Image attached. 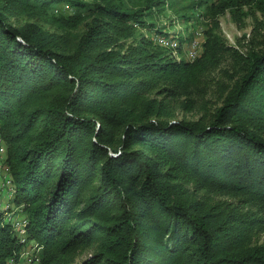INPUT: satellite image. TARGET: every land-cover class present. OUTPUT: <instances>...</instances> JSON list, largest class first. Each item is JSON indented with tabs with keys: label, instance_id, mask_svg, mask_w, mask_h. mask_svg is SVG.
Segmentation results:
<instances>
[{
	"label": "trees",
	"instance_id": "obj_1",
	"mask_svg": "<svg viewBox=\"0 0 264 264\" xmlns=\"http://www.w3.org/2000/svg\"><path fill=\"white\" fill-rule=\"evenodd\" d=\"M184 1L0 0V135L41 264H264V38L215 41L207 73L231 56L226 82L183 79L190 64L129 38ZM190 5L215 27L264 16V0ZM3 215L7 264L23 245Z\"/></svg>",
	"mask_w": 264,
	"mask_h": 264
},
{
	"label": "rangeland",
	"instance_id": "obj_2",
	"mask_svg": "<svg viewBox=\"0 0 264 264\" xmlns=\"http://www.w3.org/2000/svg\"><path fill=\"white\" fill-rule=\"evenodd\" d=\"M137 3L143 0H135ZM195 0H185L183 5L169 9L167 5L165 9L159 10L154 14L153 17L146 18L147 23L152 24L151 28L147 27H136L133 33V36L129 38V41L144 39L152 41V36L155 33H169L174 35L181 45V51L178 56H180L183 63L190 64V67L184 69L183 72L185 77L183 79H192L194 75H199L198 77L208 78L211 72L209 71V65L213 64L211 59V54L215 46L216 40H219L225 47H232L236 49L239 53L245 52V48L249 45L250 39L258 40L264 38V16L256 14L257 23L251 16L244 18V26L238 28L236 23L232 20L230 13L227 11L225 14L219 17L218 26L215 27L209 20L205 19L204 16L201 17L199 14L204 13V7H193L190 4ZM128 6H133L132 3L128 2ZM69 8L65 7V10ZM26 22H38L36 19H30L24 17L21 19V23ZM50 30L59 31L58 28L44 25ZM75 28L70 29L71 32H75ZM190 39H196L198 42V53L196 58L193 60L186 59L185 49L187 48L188 41ZM153 46L158 47L157 45ZM160 48V47H158ZM161 49V48H160ZM162 53L167 54L168 52L162 49ZM224 59L221 60L219 67L216 69V72L211 73V76H214V79H224L226 82L229 78V75L234 74L232 67V58L231 56H224ZM183 75V76H184ZM207 109L209 114L213 112L220 105V97L218 91L215 90V87L211 88V92L206 95ZM176 118H186V119H198L203 114V109L201 106H197L192 111H185L181 108L175 110ZM0 144L4 146V164H6L7 159V149L5 141L0 135ZM11 190H14V185H11ZM13 199V198H12ZM260 242H264V234L260 236ZM88 255V252H85L77 262L79 263Z\"/></svg>",
	"mask_w": 264,
	"mask_h": 264
},
{
	"label": "built area",
	"instance_id": "obj_3",
	"mask_svg": "<svg viewBox=\"0 0 264 264\" xmlns=\"http://www.w3.org/2000/svg\"><path fill=\"white\" fill-rule=\"evenodd\" d=\"M152 43L161 49L166 50L167 55L173 60L180 62L178 56L181 51L180 41L172 34L155 33L152 36ZM186 59L193 60L198 53V42L196 39H190L185 49ZM4 146L0 144V210L3 211V222L9 223L19 243H21V251L7 260V264H41L39 251L41 247L34 241H28L27 238V223L26 214L21 212V206H16L13 203L14 191L11 190L13 184L10 169L7 164H4Z\"/></svg>",
	"mask_w": 264,
	"mask_h": 264
}]
</instances>
